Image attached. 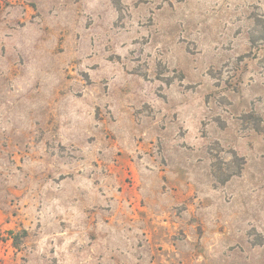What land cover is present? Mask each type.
Listing matches in <instances>:
<instances>
[{
	"label": "rangeland",
	"instance_id": "obj_1",
	"mask_svg": "<svg viewBox=\"0 0 264 264\" xmlns=\"http://www.w3.org/2000/svg\"><path fill=\"white\" fill-rule=\"evenodd\" d=\"M263 24L0 0V264H264Z\"/></svg>",
	"mask_w": 264,
	"mask_h": 264
},
{
	"label": "trees",
	"instance_id": "obj_2",
	"mask_svg": "<svg viewBox=\"0 0 264 264\" xmlns=\"http://www.w3.org/2000/svg\"><path fill=\"white\" fill-rule=\"evenodd\" d=\"M263 26H264V24H263ZM237 160L242 161L243 159L237 157ZM227 178H229V177H227ZM225 180H228V179H225Z\"/></svg>",
	"mask_w": 264,
	"mask_h": 264
}]
</instances>
